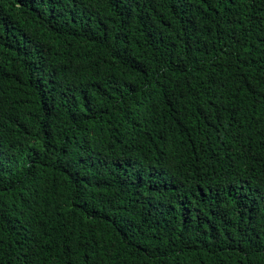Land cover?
I'll use <instances>...</instances> for the list:
<instances>
[{
  "label": "trees",
  "instance_id": "1",
  "mask_svg": "<svg viewBox=\"0 0 264 264\" xmlns=\"http://www.w3.org/2000/svg\"><path fill=\"white\" fill-rule=\"evenodd\" d=\"M0 264H264V0H0Z\"/></svg>",
  "mask_w": 264,
  "mask_h": 264
}]
</instances>
